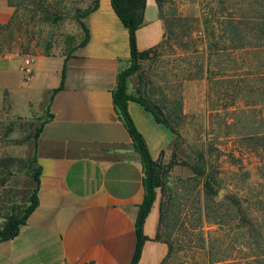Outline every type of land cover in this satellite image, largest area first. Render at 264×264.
<instances>
[{
  "label": "rangeland",
  "instance_id": "374dc122",
  "mask_svg": "<svg viewBox=\"0 0 264 264\" xmlns=\"http://www.w3.org/2000/svg\"><path fill=\"white\" fill-rule=\"evenodd\" d=\"M51 1L62 17L55 23L30 20L31 7L12 8L11 27L1 33L2 40L11 34L6 54H60L68 38H84L75 10L94 0ZM157 4L163 45L141 62L129 87L153 103L183 102L177 133L161 125L169 140L156 160L157 231L171 246L163 264H264V0ZM210 46L220 49L212 51L211 80ZM2 111L0 226L29 204L36 124L10 115L7 101Z\"/></svg>",
  "mask_w": 264,
  "mask_h": 264
},
{
  "label": "crops",
  "instance_id": "0c3cea01",
  "mask_svg": "<svg viewBox=\"0 0 264 264\" xmlns=\"http://www.w3.org/2000/svg\"><path fill=\"white\" fill-rule=\"evenodd\" d=\"M11 15L0 0V25ZM83 23L87 42L73 43L70 53L33 56L28 79L22 56L0 54V118L7 101L10 115L36 123L31 159L38 170L37 205L15 237L0 241V264H130L133 258L144 173L113 103L117 76L130 65L128 32L110 0H98ZM164 32L157 0H146L138 51L156 47ZM128 113L156 161L168 133L139 104L128 102ZM158 220L155 201L137 264H161L167 255V245L155 240Z\"/></svg>",
  "mask_w": 264,
  "mask_h": 264
},
{
  "label": "trees",
  "instance_id": "16d2710c",
  "mask_svg": "<svg viewBox=\"0 0 264 264\" xmlns=\"http://www.w3.org/2000/svg\"><path fill=\"white\" fill-rule=\"evenodd\" d=\"M9 7L13 8L17 6L20 7H31L33 12L30 20L36 19L37 24L44 23H55L61 17V15L56 11L55 5L51 0H5ZM146 0H110L112 10L118 20L121 22L123 27L128 32V42L130 51V65L125 70L121 71L117 76L116 88L113 91V103L119 112V115L126 127L128 134L132 140L133 148L140 157V162L142 166L143 173L145 177L143 178L144 187V198L142 203L138 206L137 216H136V247L133 258L130 264H137L142 246L147 237L143 234V225L146 216L148 215L153 203L156 199V189L160 186V179L162 175V167L157 161H153L150 157L147 144L135 127L129 113H128V102L132 101L144 108L145 111L151 114L153 120L156 124L162 125L168 129L171 133H177V127H179V122L183 117V102L181 98L177 100H167L166 102L153 103L148 101L142 95H129L127 93V80L138 73L141 68V62L145 60L150 55H154L157 50L163 45V40L154 48L139 52L136 46V31L141 27L143 21V14L145 8ZM17 5V6H16ZM98 5V0L93 1V5L86 8L84 11L75 10V19L78 21L79 26L84 32V38L79 43V46L84 45L88 39V31L81 19L83 20L90 13H92ZM68 6L63 7L64 13L68 11ZM229 23L233 25L236 19L234 17L229 18ZM13 16L10 18L9 22L0 25V54H6L11 50L10 40L11 34L7 36L6 39L1 38V33L4 30L9 31L12 24ZM233 21V22H230ZM233 28V26H232ZM164 39V38H163ZM74 43L73 38H68L65 43V52H72V45ZM209 58L207 62V73L209 79H214L213 73L210 71V65H216L211 61L213 58L212 51L217 54L220 49L216 47H208ZM217 77V76H216ZM34 165V158L30 161ZM1 166V165H0ZM32 178L34 181L33 190L29 196V204L25 208L21 216L8 215L5 218L4 223L0 226V241L10 240L15 237L19 231V227L24 224L28 215L33 211L37 205L36 192L38 187V170L33 167ZM239 209V207H238ZM156 241H161L167 245L168 252L166 257L163 259L161 264L170 256L171 246L163 241L158 234L155 236ZM215 264V263H212Z\"/></svg>",
  "mask_w": 264,
  "mask_h": 264
},
{
  "label": "built area",
  "instance_id": "2783aa9c",
  "mask_svg": "<svg viewBox=\"0 0 264 264\" xmlns=\"http://www.w3.org/2000/svg\"><path fill=\"white\" fill-rule=\"evenodd\" d=\"M34 58L32 56L25 57L22 59L21 72L24 79L30 78L33 72Z\"/></svg>",
  "mask_w": 264,
  "mask_h": 264
},
{
  "label": "water",
  "instance_id": "95a60500",
  "mask_svg": "<svg viewBox=\"0 0 264 264\" xmlns=\"http://www.w3.org/2000/svg\"><path fill=\"white\" fill-rule=\"evenodd\" d=\"M144 177H145V174H144Z\"/></svg>",
  "mask_w": 264,
  "mask_h": 264
}]
</instances>
